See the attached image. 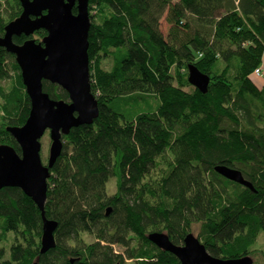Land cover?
Masks as SVG:
<instances>
[{
    "label": "trees",
    "instance_id": "trees-1",
    "mask_svg": "<svg viewBox=\"0 0 264 264\" xmlns=\"http://www.w3.org/2000/svg\"><path fill=\"white\" fill-rule=\"evenodd\" d=\"M89 10L99 116L63 137L51 169L45 213L58 222L56 247L40 254V210L19 188L6 187L0 264H180L147 235L165 232L182 244L194 223L213 256L253 255L264 231V85L254 74L263 72L264 0H89ZM21 12L19 0H0V35ZM187 16L191 22L183 23ZM45 35L37 31L36 40ZM190 64L209 75L206 93L189 83ZM0 80L9 82L0 85V144L21 154L5 128L26 122L31 101L15 56L1 46ZM43 87L68 101L58 85ZM217 165L238 169L253 189ZM82 234L96 241L84 243Z\"/></svg>",
    "mask_w": 264,
    "mask_h": 264
},
{
    "label": "water",
    "instance_id": "water-1",
    "mask_svg": "<svg viewBox=\"0 0 264 264\" xmlns=\"http://www.w3.org/2000/svg\"><path fill=\"white\" fill-rule=\"evenodd\" d=\"M22 12L5 26L0 46L15 56L22 81L31 101V109L22 126L6 130L18 143L21 154L9 144H0V190L16 187L30 197L41 212L40 254L56 247L58 222L45 213L48 179L61 156L71 129L92 124L99 116L98 100L92 93L89 60L91 17L89 0H19ZM76 7V13L74 8ZM46 31L41 41L33 38ZM27 39L18 44L14 37ZM58 85L68 94V101L54 99L43 83ZM188 81L201 93L208 91L210 77L194 64L188 66ZM49 131L51 145L45 165L41 159V138ZM225 178L253 189L238 169L217 165ZM110 208L107 210V215ZM147 238L159 249L176 256L180 264H254L253 258L213 256L193 233L186 234L183 244H175L165 232H151ZM74 260L72 259L71 262ZM32 264H40L38 259Z\"/></svg>",
    "mask_w": 264,
    "mask_h": 264
},
{
    "label": "rangeland",
    "instance_id": "rangeland-1",
    "mask_svg": "<svg viewBox=\"0 0 264 264\" xmlns=\"http://www.w3.org/2000/svg\"><path fill=\"white\" fill-rule=\"evenodd\" d=\"M174 3H176L178 0H172ZM190 16L185 17V20H183V23L187 22H191V20L189 19ZM170 27V23L168 21V19L166 18V14L164 15V17L161 20V30L162 32L165 34V36L168 35V29ZM183 32H185L184 30H182ZM36 33L33 35V38H36ZM41 40V39H40ZM262 68H263V75L262 77H257L256 80L261 84L264 82V63L262 64ZM0 85L4 86V87H8L9 82L7 80H0ZM0 104H1V100H0ZM0 120H1V115H0ZM51 145V139L49 136V131L47 130L45 132V134L43 135V137L41 138V159L43 161V163L46 165L47 161H48V157H49V148ZM70 149V146H69ZM49 189V187H48ZM107 189H108V194L112 195L115 190V180L113 178H111L108 183H107ZM193 233L195 236L199 237V224L194 223L191 227V229L188 231ZM82 240L84 243H93L96 241V238L94 237V235L91 234H82L81 235ZM12 235L9 236V239L6 241V243H2V247H6L8 248V245L13 241L12 240ZM113 249L118 252V253H123L124 249L118 245H113ZM258 251L256 250L255 253L252 256L254 264H264V231H262L259 235L258 238ZM125 264H138V262L134 259H125Z\"/></svg>",
    "mask_w": 264,
    "mask_h": 264
},
{
    "label": "built area",
    "instance_id": "built-area-1",
    "mask_svg": "<svg viewBox=\"0 0 264 264\" xmlns=\"http://www.w3.org/2000/svg\"><path fill=\"white\" fill-rule=\"evenodd\" d=\"M254 74L258 77L262 76L263 75V72H262V69L261 68H257L255 71H254Z\"/></svg>",
    "mask_w": 264,
    "mask_h": 264
},
{
    "label": "crops",
    "instance_id": "crops-1",
    "mask_svg": "<svg viewBox=\"0 0 264 264\" xmlns=\"http://www.w3.org/2000/svg\"><path fill=\"white\" fill-rule=\"evenodd\" d=\"M263 63H264V56H263ZM262 77V76H261ZM262 85H264V82L263 83H261Z\"/></svg>",
    "mask_w": 264,
    "mask_h": 264
},
{
    "label": "flooded vegetation",
    "instance_id": "flooded-vegetation-1",
    "mask_svg": "<svg viewBox=\"0 0 264 264\" xmlns=\"http://www.w3.org/2000/svg\"><path fill=\"white\" fill-rule=\"evenodd\" d=\"M21 190V189H20ZM22 191V190H21ZM24 193V192H23ZM183 244V243H182ZM180 262V261H179Z\"/></svg>",
    "mask_w": 264,
    "mask_h": 264
},
{
    "label": "bare ground",
    "instance_id": "bare-ground-1",
    "mask_svg": "<svg viewBox=\"0 0 264 264\" xmlns=\"http://www.w3.org/2000/svg\"><path fill=\"white\" fill-rule=\"evenodd\" d=\"M5 126H7V125H5ZM6 129V128H5Z\"/></svg>",
    "mask_w": 264,
    "mask_h": 264
}]
</instances>
